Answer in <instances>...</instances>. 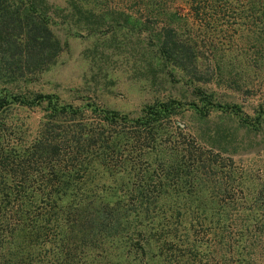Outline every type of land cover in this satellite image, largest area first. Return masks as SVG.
<instances>
[{"label":"trees","instance_id":"1","mask_svg":"<svg viewBox=\"0 0 264 264\" xmlns=\"http://www.w3.org/2000/svg\"><path fill=\"white\" fill-rule=\"evenodd\" d=\"M263 9L264 0H0V264H264V189L252 193L236 174L219 143L227 128L210 123L220 111L264 124V109L250 117L214 89L231 80L220 14L239 26L264 22ZM56 26L129 31L141 67L181 72L192 99L155 96L132 114L45 92L40 80L67 45ZM248 60L264 66L258 53ZM21 109L42 115L32 123Z\"/></svg>","mask_w":264,"mask_h":264},{"label":"rangeland","instance_id":"2","mask_svg":"<svg viewBox=\"0 0 264 264\" xmlns=\"http://www.w3.org/2000/svg\"><path fill=\"white\" fill-rule=\"evenodd\" d=\"M50 1L61 7L66 5V0ZM254 19V23L238 26L232 19L226 22L220 14L216 28L219 54L229 62L231 80L230 84L221 83L214 89L221 101L238 104L250 117L264 109V66L254 67L248 62V57L255 53L264 57V22L259 14ZM53 28L67 45L40 80L39 87L45 92L56 93L73 103L91 98L132 114L155 96L192 99L189 79L181 72L174 77L166 73L153 77L141 67L133 56L140 48L138 37L129 31L87 35L85 32L74 34L58 26ZM15 114L36 123L42 111L21 109ZM180 120L177 118V122ZM210 120L211 124L220 123L227 128V140L219 143L227 151L223 153L232 155L236 174L243 176L252 193L258 188L264 189V124L258 128L247 127L235 115L220 111L212 112ZM184 122L192 130L199 126L191 119Z\"/></svg>","mask_w":264,"mask_h":264}]
</instances>
